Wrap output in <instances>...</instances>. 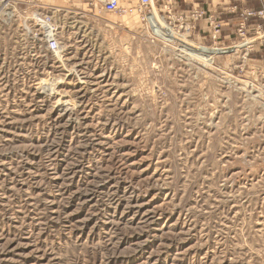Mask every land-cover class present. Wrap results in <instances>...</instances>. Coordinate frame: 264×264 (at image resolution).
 Wrapping results in <instances>:
<instances>
[{
	"label": "rangeland",
	"instance_id": "374dc122",
	"mask_svg": "<svg viewBox=\"0 0 264 264\" xmlns=\"http://www.w3.org/2000/svg\"><path fill=\"white\" fill-rule=\"evenodd\" d=\"M165 1L3 11L0 264H264V45Z\"/></svg>",
	"mask_w": 264,
	"mask_h": 264
},
{
	"label": "built area",
	"instance_id": "2783aa9c",
	"mask_svg": "<svg viewBox=\"0 0 264 264\" xmlns=\"http://www.w3.org/2000/svg\"><path fill=\"white\" fill-rule=\"evenodd\" d=\"M92 1L100 3L105 12L124 13L126 11L120 5V0ZM15 2L17 3V0H0V17L4 14L5 9L11 11V17L14 16L12 7ZM137 2V11L140 13L152 4V0H137ZM165 2L164 7L176 4V0H166ZM251 2H255L256 5H251ZM189 7L190 9L183 14L188 20L187 31L195 29L198 23L203 22L202 39L206 40L213 48H219L221 43L229 42L231 37L245 39L251 33L256 35L257 40L261 38V43L264 45V0H232L228 5L219 2L214 7L208 6V4L190 5ZM31 19L41 27L39 33L47 48L57 51L59 48L55 36L57 25L51 19V15L47 12L42 14L35 11L32 13ZM259 33L263 34L259 36Z\"/></svg>",
	"mask_w": 264,
	"mask_h": 264
},
{
	"label": "crops",
	"instance_id": "0c3cea01",
	"mask_svg": "<svg viewBox=\"0 0 264 264\" xmlns=\"http://www.w3.org/2000/svg\"><path fill=\"white\" fill-rule=\"evenodd\" d=\"M218 1L219 0H176V4L182 6V5H186V3L188 5H204V3H206V4H208V6H213L214 7L215 5H217V3H219ZM228 2H229V0H220V4L221 3H225L226 4ZM251 5H256V3L255 2H251ZM165 28H167L169 31H172L166 24H164L162 22L161 29L157 30L156 33L159 34V35H163L164 34L163 32H164ZM213 50H216V49H213ZM221 50L224 51L225 48L220 49L219 51H221Z\"/></svg>",
	"mask_w": 264,
	"mask_h": 264
},
{
	"label": "bare ground",
	"instance_id": "6f19581e",
	"mask_svg": "<svg viewBox=\"0 0 264 264\" xmlns=\"http://www.w3.org/2000/svg\"><path fill=\"white\" fill-rule=\"evenodd\" d=\"M153 17H154V18L156 19V21L158 22L157 18H156L154 15L149 16L150 19H152ZM166 29H167V28L164 29V32H166ZM253 40H255V39H254V38H251L248 42L253 41ZM186 42H187V45H188V46H191V47L194 46V42H192V41H190V40H187ZM246 44H247V43H244V45H246ZM203 48H204V52L212 53V54H214V51H215V50H213V49H218V48H210V47H203Z\"/></svg>",
	"mask_w": 264,
	"mask_h": 264
}]
</instances>
